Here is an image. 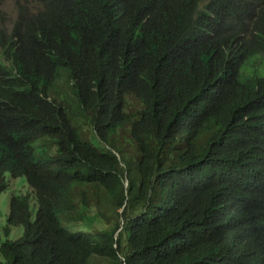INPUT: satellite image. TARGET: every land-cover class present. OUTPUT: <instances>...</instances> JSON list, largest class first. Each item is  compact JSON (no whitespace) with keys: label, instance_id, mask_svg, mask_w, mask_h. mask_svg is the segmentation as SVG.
<instances>
[{"label":"trees","instance_id":"trees-1","mask_svg":"<svg viewBox=\"0 0 264 264\" xmlns=\"http://www.w3.org/2000/svg\"><path fill=\"white\" fill-rule=\"evenodd\" d=\"M28 3L0 25V194L30 189L0 264H264V0Z\"/></svg>","mask_w":264,"mask_h":264},{"label":"rangeland","instance_id":"rangeland-1","mask_svg":"<svg viewBox=\"0 0 264 264\" xmlns=\"http://www.w3.org/2000/svg\"><path fill=\"white\" fill-rule=\"evenodd\" d=\"M18 0H0V25H4V27H10L12 21L15 18L16 12V2ZM29 8L33 10L35 6L34 0H29ZM63 88V85H61ZM69 93V91H68ZM87 133H89V129L85 127L84 129ZM103 145V144H101ZM30 189L27 187L24 177L17 178H7V186L5 190L0 194V237L1 240H4L3 227L5 225V217L8 212V198L12 193L25 194L28 193ZM106 225V223H104ZM94 228L101 226V224L94 223ZM21 234V229L19 226H12L10 228V234L8 238L15 239L19 237ZM90 264H106L103 259L98 257H93L91 259Z\"/></svg>","mask_w":264,"mask_h":264}]
</instances>
